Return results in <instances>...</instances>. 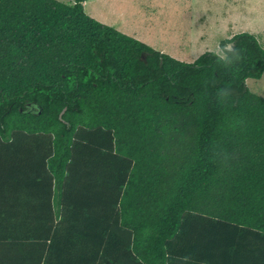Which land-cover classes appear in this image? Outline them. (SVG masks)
Masks as SVG:
<instances>
[{
  "label": "trees",
  "instance_id": "1",
  "mask_svg": "<svg viewBox=\"0 0 264 264\" xmlns=\"http://www.w3.org/2000/svg\"><path fill=\"white\" fill-rule=\"evenodd\" d=\"M86 1L0 0V264H264V48L186 63Z\"/></svg>",
  "mask_w": 264,
  "mask_h": 264
},
{
  "label": "rangeland",
  "instance_id": "2",
  "mask_svg": "<svg viewBox=\"0 0 264 264\" xmlns=\"http://www.w3.org/2000/svg\"><path fill=\"white\" fill-rule=\"evenodd\" d=\"M84 10L96 21L186 63L206 52L222 56V42L240 33L253 35L264 48V0H87ZM246 85L264 97V72Z\"/></svg>",
  "mask_w": 264,
  "mask_h": 264
},
{
  "label": "water",
  "instance_id": "3",
  "mask_svg": "<svg viewBox=\"0 0 264 264\" xmlns=\"http://www.w3.org/2000/svg\"><path fill=\"white\" fill-rule=\"evenodd\" d=\"M228 45H230V46H229L228 48H227V47H226V48H227L228 50H231V49H232L231 46L233 45V43H230V44H228ZM61 115H62V113H61Z\"/></svg>",
  "mask_w": 264,
  "mask_h": 264
}]
</instances>
